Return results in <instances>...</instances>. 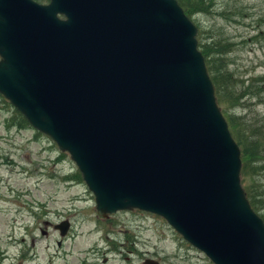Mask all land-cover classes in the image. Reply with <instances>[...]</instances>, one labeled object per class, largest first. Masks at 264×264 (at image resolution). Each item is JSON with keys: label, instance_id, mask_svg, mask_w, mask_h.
Wrapping results in <instances>:
<instances>
[{"label": "water", "instance_id": "1", "mask_svg": "<svg viewBox=\"0 0 264 264\" xmlns=\"http://www.w3.org/2000/svg\"><path fill=\"white\" fill-rule=\"evenodd\" d=\"M195 35L175 0H0V95L68 154L98 216L138 208L213 264H264Z\"/></svg>", "mask_w": 264, "mask_h": 264}, {"label": "rangeland", "instance_id": "2", "mask_svg": "<svg viewBox=\"0 0 264 264\" xmlns=\"http://www.w3.org/2000/svg\"><path fill=\"white\" fill-rule=\"evenodd\" d=\"M210 2L208 13L190 19L203 38L220 36L233 44L226 61L239 81L235 90L252 84L246 101L232 108L248 136L264 125V0ZM15 116L0 98V264H143L145 258L160 264H211L156 215L122 210L97 216L68 155L35 130L18 128ZM257 157L258 172L246 181L261 194L258 210L253 209L260 216L264 153ZM62 219L70 226L60 237L52 224Z\"/></svg>", "mask_w": 264, "mask_h": 264}, {"label": "trees", "instance_id": "3", "mask_svg": "<svg viewBox=\"0 0 264 264\" xmlns=\"http://www.w3.org/2000/svg\"><path fill=\"white\" fill-rule=\"evenodd\" d=\"M43 2L44 0H35ZM178 5L187 17H191L196 13H208L211 2L210 0H176ZM208 33V32H205ZM204 32L198 31L197 47L204 58L207 74L210 78L214 89V96L218 107L220 108L224 118L227 122L229 132L236 142L240 150L241 170L240 182L243 186L246 198L249 200L251 207L258 210L259 199L261 194L257 193L256 189L247 184L246 176H250L258 172V168L254 167V161L259 159L258 153H264V125H256L250 130L251 134L246 135L245 131L238 123V119L232 108L241 106L244 103L245 97H249L252 90L247 87H239L235 90L237 83L233 77V72L228 69L226 61V54L231 51L233 44L226 39L218 37L203 38ZM208 40V41H207ZM262 78H256L255 81H261ZM2 102H4L2 100ZM6 104V102H4ZM8 106V105H7ZM17 117L16 126L18 128L27 127L26 121L18 112L14 110ZM244 120V119H242ZM246 122V129L249 126ZM242 123V122H241ZM244 126V125H243ZM249 140V141H248ZM250 158V159H249ZM252 162V163H251ZM75 177L80 179L79 174L74 173ZM264 221V215H260Z\"/></svg>", "mask_w": 264, "mask_h": 264}]
</instances>
